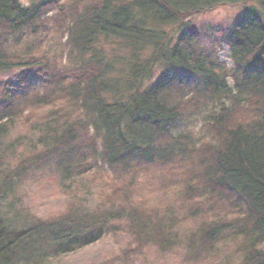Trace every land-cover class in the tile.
Instances as JSON below:
<instances>
[{"label":"trees","instance_id":"1","mask_svg":"<svg viewBox=\"0 0 264 264\" xmlns=\"http://www.w3.org/2000/svg\"><path fill=\"white\" fill-rule=\"evenodd\" d=\"M220 5L243 7L223 40L231 68L192 19ZM50 19L65 68L36 54ZM17 67L0 100V264H50L121 231L136 247L104 264H128L149 245L164 257L186 245L185 264H222L230 243L225 264H264V0H0V71ZM204 105L212 139L193 145L175 130ZM178 159L199 167L183 195L225 199L236 215L202 217L184 233L174 208L149 213L122 187L118 199L69 196L49 216L19 201L39 173L83 191L98 165L132 178Z\"/></svg>","mask_w":264,"mask_h":264},{"label":"rangeland","instance_id":"2","mask_svg":"<svg viewBox=\"0 0 264 264\" xmlns=\"http://www.w3.org/2000/svg\"><path fill=\"white\" fill-rule=\"evenodd\" d=\"M23 1L27 2L28 0ZM242 8L241 5H220L192 18L202 36V43L207 46L209 45V40H215L218 56L229 68L232 67L231 53L228 44L223 40L228 35L231 23L243 13ZM47 26H49L50 30L48 34H42L39 38L40 43L36 54L38 57L44 55H46L45 58L49 57V62L56 69L57 67L65 68L66 64H61V61L67 62V60H64L61 56L64 55L61 51L63 39L61 36L62 32L57 27L58 22L50 19L47 21ZM206 34L212 39H207ZM18 71V67L11 69V71H0V100L4 97L2 91L4 87L3 82L16 81L15 75ZM172 71L173 69H170V72ZM177 73L180 76L183 74L180 71H177ZM159 74H161V70L157 69L156 73H154L155 78ZM35 84L41 88V91L49 88L46 80L44 82H36ZM29 109L30 106L28 105L27 110ZM210 109L212 107L208 108L204 105L196 109L194 108V110L186 111L175 132L189 136V142L193 145H200L202 142L209 141L212 139V136L204 124L207 121V112ZM213 109H216V107ZM88 159L90 162L93 161L91 156ZM179 160H175L173 164H150L143 168H137L134 170V175H128H132V178H125L121 174L113 172L107 166L98 165V167H93L85 172L86 174L82 179L83 181L85 180L87 187H82L83 191H80L81 188L78 191L76 185H73L70 190L67 188L66 190L57 176H45L39 173L27 181L25 190L22 191L19 201L23 205L30 206L39 215L49 216L65 210L70 199L69 196L75 194H89L90 196V193L95 191V196L96 193L102 192V195L105 197L111 195L118 199L121 195L114 192L117 188L122 187L129 191L131 195L135 194L137 201L140 202L141 206L147 208L149 213H167L168 209L174 208V212L179 218L177 221L178 226L184 233L192 230L202 217L225 216L226 218H230L234 214L236 215V213H232V209L225 199L218 200L215 197L211 199L205 196L202 198L198 196L199 191H196L192 199H188L186 195H183L182 190L185 183L188 180H197L191 176L199 170V167H194L192 161L187 163ZM198 207L205 211H201L197 215L189 214L191 213L190 211L196 210ZM234 245L230 243L229 249L227 248L224 252L217 254L216 260L221 261L224 259L221 261L222 264L228 262V250H231ZM149 246L144 248L143 252L138 253L137 256L135 255L128 264H185L183 257L188 253L186 245L184 249L177 248L173 254L171 253L166 257L159 254L153 246ZM134 247H136L135 241L129 234L123 231L111 232L99 241L85 246L76 252L55 258L50 264L110 263V261L114 262L115 258L118 260L119 256L123 255L122 251L124 249ZM228 256L232 260L231 255ZM207 263L209 261L202 260L200 264ZM117 264L127 263L118 262Z\"/></svg>","mask_w":264,"mask_h":264}]
</instances>
